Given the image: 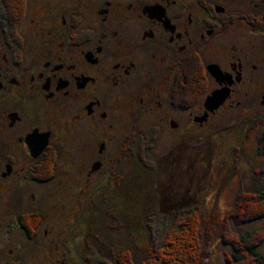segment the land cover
I'll return each mask as SVG.
<instances>
[{
  "label": "flooded vegetation",
  "instance_id": "obj_1",
  "mask_svg": "<svg viewBox=\"0 0 264 264\" xmlns=\"http://www.w3.org/2000/svg\"><path fill=\"white\" fill-rule=\"evenodd\" d=\"M121 1L128 4L120 7ZM17 2L0 0V264H71L66 245L69 215L65 222L61 216L53 218L50 211L54 208L44 206L39 185L57 178V164H47L64 148L61 145L71 134L79 144L83 141V148L82 136L86 138V132H94V124L100 126V120L116 116L113 108H100V103L95 101L97 92L91 100L88 89L95 88L104 77L109 85H128L126 82L133 78L134 64L111 68V59L104 55L107 49H114L116 53L119 43L132 39L135 32L144 45L154 46V41L159 45L164 36L172 45V59L161 62L162 66L152 75L145 76L150 79L149 83L139 76L137 82L132 80L129 85L131 90L144 92L150 99L147 116H156L172 92H177L178 100H184L185 96L194 101L187 109L175 110L178 114L188 112L189 123L201 126L217 114L240 105L242 115L246 114L245 102L255 107L262 98L264 106V84L260 83L264 79V48L247 56L249 51L240 47L220 50L210 46L213 49L208 55L206 52L207 59L200 57L203 72L195 70L199 67L195 60L188 62L181 55L195 43L197 51L206 49L211 42L206 37H212L218 28L216 24L228 23L230 18L226 13L235 7L241 8L235 0H112L115 7L107 0ZM184 8L186 11L180 16L178 9L184 11ZM199 14L204 20L198 19ZM261 15L264 20V13ZM194 16L197 22L200 20L210 27L200 33V40L193 38L196 29L190 27ZM135 18L149 19L154 29L138 32ZM250 23V32L255 36L264 34L263 23L259 20ZM176 57L182 58L177 68L184 77L190 72L191 80L201 82L199 91L186 77L176 80L174 91V82L168 76L175 71ZM151 58L156 61L154 55ZM120 59L117 55L116 60ZM108 69H112L111 73ZM167 71L171 73L166 75ZM133 95L131 108L148 102L144 96ZM191 97L198 98L191 100ZM239 100L244 103L240 104ZM107 138L94 142L91 148L94 150L97 146L100 155L108 148ZM95 162L98 167L101 165L97 155L89 159L86 164L89 168L83 176L93 179L98 176L102 170L96 172ZM36 164L39 165L32 171L31 166ZM39 169L42 175L38 179L33 173ZM51 172L55 175H49ZM59 182L64 184L63 179ZM30 183H35L34 189ZM64 209L59 205L56 213L61 214ZM38 214L43 215L39 225ZM40 243L44 249L36 251Z\"/></svg>",
  "mask_w": 264,
  "mask_h": 264
},
{
  "label": "rangeland",
  "instance_id": "obj_2",
  "mask_svg": "<svg viewBox=\"0 0 264 264\" xmlns=\"http://www.w3.org/2000/svg\"><path fill=\"white\" fill-rule=\"evenodd\" d=\"M107 1L112 3V0ZM249 1L251 0H235L241 8L235 7L226 13L230 18L228 23L216 24L218 28L213 31V38L206 37L211 39L209 45H205L206 49L199 48L197 51L195 43L182 52V58L188 62L195 60L199 66L195 70L203 72L204 66L200 57L206 60V52L207 55L210 54L212 47H218L220 50L222 47L236 50L240 47L249 51L247 56H251L254 50L261 52L264 48V34L255 36L250 32L249 25L253 20H259L264 25L261 15L264 13V0ZM256 3L259 6H256ZM120 4V7H124L128 3L121 1ZM112 6L115 7L113 3ZM185 11V8L184 11L178 9L180 16ZM196 17L192 18L193 24L190 27L196 29L193 38L200 40V33L210 30V27L200 20L197 22ZM198 19L204 20L203 15L199 14ZM184 20L187 22V19ZM135 22L138 32L154 29L149 19L140 21L135 18ZM119 46L116 53L114 49H107L108 52L104 56L111 59V68L118 64H134L133 78L126 82L128 85H109L104 77L95 85L96 89L94 86L88 89L91 100L97 92L95 101L100 103V108H113L116 116L109 120H100V126L94 124V132H86L87 139L82 136L85 139L83 148L87 147L84 151L83 141L79 144L71 134L62 145L60 144L64 148H60L59 154L51 157L47 164H57V178L39 185L44 196V206L46 209L48 205L54 208L50 211L53 218L61 216L65 222L68 215L74 216L73 210L82 207L79 209V217L82 218L80 225L72 226L76 233L80 231V234H75L67 248L70 251L68 258L71 264H115V254L126 249L136 263H141L147 259L149 247L160 251L162 244L170 241L172 236H175L180 247L185 245L183 250L189 251L192 249L193 239L186 240L190 235H186L187 225L184 224L186 220H182L183 217L192 212L197 214L206 211L217 220L222 214L226 216L234 212L239 205L237 198L240 193L255 195L264 190L262 98L258 99L255 107L250 102L239 100L240 104L244 103V115L241 105V108L238 107L240 109H224L225 112L217 114L208 124L201 126L199 123H189L188 112L178 114L171 104V98L172 103L177 105H183L184 101H175L172 92L171 98L161 107V111L153 116L156 118L153 120L152 116L146 115L150 99L144 92L131 90L129 85H132V80L137 82L139 76L152 75L153 71L162 66L161 62L167 63L172 59V45L166 36L159 45L155 41L154 46L144 45L138 41L135 32L132 39H124ZM117 55L121 56L120 60H116ZM153 55L156 60L154 62L151 58ZM181 59L175 58V71L168 76L172 77L174 91L176 80L181 81L184 77L183 72L177 68ZM111 70L107 71L111 73ZM169 73L171 71H167L166 75ZM149 80L147 77L143 79L146 83H149ZM260 83L264 84V79ZM133 94L146 97L148 102H145L144 106L136 104L131 108ZM262 94L264 97V91ZM81 105L82 102H79V106ZM106 136L110 141L109 149L99 155L97 146L94 150L91 147L94 142L97 144ZM102 154L105 155L101 157ZM96 155L101 163L99 167L98 162L94 163L97 165L96 172L102 171L98 176H94V179L88 175L83 176L89 168L86 165L89 159L96 158ZM37 165L39 164L31 166L32 171ZM33 174L39 179L42 170L39 169ZM60 179L64 180V184L59 182ZM30 185H33L30 186L31 189L35 188V183ZM59 205L65 208L61 214L56 213ZM253 207L254 205L250 204V208ZM89 222L100 234L99 239H96L93 233L87 237L85 231ZM204 222L210 231L216 227L215 223L205 221L203 216L195 215L189 224L192 227L190 234L193 233V227L199 230ZM218 222L224 229L225 222L221 219H218ZM116 224L120 227L115 228ZM228 227L234 235L260 233L264 230V218L248 220L242 224L231 220ZM178 233L180 235L176 237ZM220 234H214L215 241ZM86 239L90 247L87 246ZM193 242L199 243L197 239ZM257 246H260L258 250L264 253V240ZM43 249L44 246L40 243L36 251ZM163 252L165 255L160 256L159 263L177 264L172 259L174 252ZM236 252L232 243L219 242L216 248L210 251L206 264H230V256ZM89 257L93 259L92 262L87 261Z\"/></svg>",
  "mask_w": 264,
  "mask_h": 264
},
{
  "label": "trees",
  "instance_id": "obj_3",
  "mask_svg": "<svg viewBox=\"0 0 264 264\" xmlns=\"http://www.w3.org/2000/svg\"><path fill=\"white\" fill-rule=\"evenodd\" d=\"M14 1L18 3L17 0H14ZM187 73L188 74H186L185 76L186 78L184 77L186 81L192 83V85L196 87L201 85V82L197 84V81L191 80L192 78H191L190 72H187ZM198 91H199V87H198ZM173 94H174L173 99L175 101H179L177 99L178 98L177 92L175 93L173 92ZM183 98H184L183 105H177L175 103H172V105H174L175 108L185 107L187 109L192 104H194V101H190L185 96H183ZM193 98L196 100V98L198 97H193ZM193 98L191 100H194ZM262 139L264 142V134H263ZM52 172L49 175L51 176L55 175ZM237 201L239 202V205L234 210L235 213L232 212L231 215L228 214L226 216L222 214V216L220 215L217 218V220L215 219L216 217L214 215L211 216L206 211L205 212L200 211V213H197V214L196 212H192L188 214L187 216L183 217L182 220L184 221L186 220L184 224L187 225V228L185 230L186 235H190L189 237L186 238V240H192V239L196 240L197 239L199 241V243L198 242L196 243V242H193L192 240V249H190L189 251L183 250V247L185 245L183 244L182 247H180V245H178L177 239H175V236H172L170 237V241H167L165 244H162L163 246L161 245L162 249L160 251H156V249H150L149 247L148 248L149 254H148L147 259L145 261H142L141 263H136L134 258H132L130 254H128V252H126L127 249L125 251L123 250V252L120 251L119 253H116L115 255L117 257H115V262L113 260L112 263L114 262L115 264H162V263H159V261L161 257L165 255L163 251H169L170 254L171 252L172 253L174 252L172 255L173 257L172 259L176 261L177 264H183V263L184 264H206V259L208 258L210 251L216 248L217 243L224 242L226 244L232 243L234 248L237 250L235 254L230 256L231 257L229 259L230 264H264V253L258 250V248H260L261 245L259 247L257 246V244L262 243L264 240V230H262V232L260 233L253 232L246 236H243V235H234L230 231V228L228 227V224L231 220H233L237 224H242L248 220L255 221L260 218H264V190L255 195L242 192L240 193V195H238ZM250 204L254 205V207L250 208ZM79 209H82V207H80ZM79 209L73 210L74 216L69 215V220L71 221H70V226H69L70 233L67 236L68 238H66L67 248L69 247L70 242H72V240L74 239L75 234H80V231L76 233V229L72 227L73 225L78 226L81 223L82 218L79 217V214H80ZM195 215H201L203 216V219L205 221L215 223L216 227L214 228V230L210 231V229L206 226V223L204 222V225H202V228H199V230L198 229L195 230V227H193V233L190 234L192 227L189 226V224L191 223L192 218L195 217ZM37 217L40 218L38 221V225H39L40 221H43L42 220L43 215L38 214ZM218 219H221L223 222H225L224 229L222 228L221 224L218 222ZM88 225L89 227L86 228L87 231H85L87 237L88 235L93 233L92 235L96 239H99L100 234L96 232L93 224L89 222ZM116 227L119 228L120 226L116 224L115 228ZM218 232H220L221 234L217 237L215 241L214 234L216 233V235H218ZM178 235L180 234L178 233L176 237ZM87 241L88 240L86 239V244L88 247H90ZM67 252L68 254L70 253L69 250ZM181 259L183 261H181ZM92 260L93 259L89 257L87 261L92 262ZM106 264H109V263L107 262ZM169 264H172V263L169 262Z\"/></svg>",
  "mask_w": 264,
  "mask_h": 264
},
{
  "label": "water",
  "instance_id": "obj_4",
  "mask_svg": "<svg viewBox=\"0 0 264 264\" xmlns=\"http://www.w3.org/2000/svg\"><path fill=\"white\" fill-rule=\"evenodd\" d=\"M215 100H218V99H215ZM219 101H220V100H219ZM219 105H220V104H218V106H217V107H219Z\"/></svg>",
  "mask_w": 264,
  "mask_h": 264
}]
</instances>
